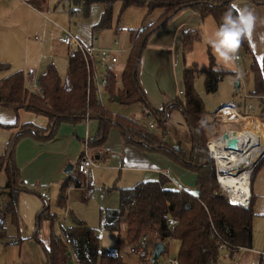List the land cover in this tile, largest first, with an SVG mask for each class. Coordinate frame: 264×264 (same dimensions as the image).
Returning a JSON list of instances; mask_svg holds the SVG:
<instances>
[{"label": "trees", "instance_id": "1", "mask_svg": "<svg viewBox=\"0 0 264 264\" xmlns=\"http://www.w3.org/2000/svg\"><path fill=\"white\" fill-rule=\"evenodd\" d=\"M233 1L60 0L58 2L64 8L78 6L84 16L89 15L94 3H102L104 12L93 26V32L112 28L117 3H120L121 13L129 7H144L147 15L158 12L154 23L145 26L143 30L130 29L132 47L128 58L120 75L115 67L108 71L104 93L108 94L110 100L118 97V103L123 106L136 103L145 105L150 111V116L157 120V123L152 122L154 124L152 128L158 124L159 128L166 130V123L171 112L175 109L180 110L189 127L192 145L189 152L182 149L180 143L168 146L162 142L161 135L137 118L108 109L102 103L95 83L89 82L86 62L79 51L71 52L70 50L64 81L53 65H50L39 76L37 81L43 88L44 98L26 87V74L23 71L10 72L0 80V105L15 111L24 108L45 115L49 118V125L42 128L32 123L21 124L19 131L12 135L4 152L0 155V172L4 171L7 175L6 183L1 188L4 189L6 199L0 205V239L6 233L8 220L18 225V201L21 192L37 193L24 185L21 169L15 159V148L18 141L23 137H31L39 141L52 140L56 137L62 123L76 125L85 121L88 115L89 118L98 120L94 142L89 141L90 148L102 145L107 140L110 131L116 128L120 131L124 143L132 144L146 152L165 154L197 175L195 193L182 185L185 190H180L178 187L180 184L177 182L175 186H169L172 180L168 175L162 174L158 180H143L131 187L117 188L120 194V206L102 210L101 225L113 231L118 240L124 228L127 244L133 252H137L141 247L143 237L147 238V245L144 247L146 264H151L155 243L165 244V252L162 254L165 255L170 239L179 241L177 257L180 264H219L225 255L235 261L241 251L253 247L254 196H251L248 206L232 204L228 201V195L220 192L214 161L209 156L207 144L205 145L208 139L206 124L208 111L195 88V79L201 70L196 64L193 67H186L183 71V98L167 102L162 109L150 104L140 81L143 53L149 37L154 32L186 8L195 10L202 18L213 16L218 23H223V16L226 12H231L233 17L238 14ZM252 1L258 4L264 3V0ZM48 2L49 0H28L30 5L41 11L47 8ZM193 34L195 32L187 33L183 40L184 53L193 46L195 40L191 38ZM241 45L253 56L248 38H242ZM210 59V67L204 71V85L209 93L218 89L219 83L226 75L231 74L237 77L235 72L215 71L216 63L212 54H210ZM9 68L10 63L0 62V71H8ZM251 68L255 81V93L251 94H263L262 70L264 69H261L262 67L255 58ZM214 122L215 119H212L211 124ZM0 125L9 128L19 126L18 120L12 124L0 123ZM220 134L221 132L216 135ZM263 162L264 155L252 171L251 187ZM73 171L60 187L57 198V206L60 208L66 207L69 189L82 186L81 176L76 170ZM57 218V214L52 212L50 206L46 204L36 216L38 230L43 221H47L50 225L46 244L36 238L38 230L34 235L43 247L45 264H74L73 256H76L79 264H124L120 253H113L100 244V238L93 227L79 220L76 225L61 228L56 232L54 225ZM169 219H174L176 223L170 225ZM20 240L21 238L18 242ZM225 242L228 246L224 249L220 248V245ZM159 259L153 264L159 262Z\"/></svg>", "mask_w": 264, "mask_h": 264}, {"label": "crops", "instance_id": "2", "mask_svg": "<svg viewBox=\"0 0 264 264\" xmlns=\"http://www.w3.org/2000/svg\"><path fill=\"white\" fill-rule=\"evenodd\" d=\"M59 1L60 0H49L47 8L41 11L30 5L28 0H0V62L10 63L8 71H0V80L10 72L17 70L23 71L25 74L29 71L37 70L38 75L39 69L41 70L43 67L44 55L38 57L34 54L29 57L26 55V52L19 51V41L16 31H19L21 25L28 28H38L40 25L44 27V23L46 24L48 21L55 22L51 17L54 13V11L51 13V8L54 6L55 10L57 5H59ZM233 5L237 10L244 8L251 10L256 17L253 31L248 39L253 50V58H255L260 66L263 67L262 69H264V3H254L252 0H234ZM96 6H100L101 9L97 18L93 15L92 20H90L89 25H91V28L100 20L104 12L102 3H94L91 6L89 15L91 14L92 8L94 9ZM46 11H49L48 18L45 17ZM78 13H81V11ZM55 18L57 19L56 16ZM204 22L205 18H202L198 12L186 8L149 37L150 47L143 53L140 81L148 96L150 104L152 106L155 104V108L162 109L163 105L167 102L176 98H183V71L187 67L186 60L184 59L183 40L189 32H195V34L198 35V29ZM55 23L60 25L57 22ZM60 26L62 35V27L66 26ZM68 27L71 28L70 25ZM144 27L145 26L141 29L143 30ZM73 32L87 45L91 44L93 39H96V45L111 46L114 40L117 39L113 38L108 42L98 43V39L94 37V32L92 31V34L90 33L89 26L87 29L77 27L76 31ZM35 39L40 41L42 45L44 44L38 36H35ZM128 39L129 44H125L118 39L124 49H126L121 56L125 57L124 64L130 53V49H128L131 47L130 31ZM68 48L70 47L68 46ZM117 69V66H115L116 71ZM104 95L108 100L107 108L115 113H121L113 109L114 107L122 108L123 106L118 103V97H115L114 100H110L108 94L103 93L102 103L104 105ZM144 107L145 105H142L141 112L146 116H150L149 113L143 111ZM17 120L19 125L17 127L9 128L0 125V149H5L12 135L19 131L20 125L23 123H32L42 128L49 125V118L45 115L37 114L24 108L15 111L0 105L1 124H12ZM97 128L98 120L95 121L89 118L76 125L62 123L59 126L56 137L49 141H39L31 137H23L18 141L15 148V159L17 165L21 169L24 185L37 193L21 192L19 195L18 225L8 220L12 225L17 227V232H9V241H7V244L13 243L21 245L22 241L25 240L23 235H27L34 231L37 213L45 204L51 208L49 196L55 190L57 191L58 188L60 191L62 183L69 175L65 172L67 165L73 163L76 166L79 158L85 154L86 151V153L95 160H99L100 164L102 162L100 166L95 168V171L96 169L102 168L104 166L103 161L110 158V166L112 168H118L119 171H121L119 167L129 169V172L126 173L125 180L133 181L134 185L139 181L147 180L146 175L148 173L154 175L159 172L161 175H168L174 184L180 181L186 185L193 186L196 190V173L184 168L165 154L146 152L132 144L124 143L120 131L116 128L110 131L107 140L102 145H96L90 148L89 141H93ZM92 148H96V150L92 151ZM73 170H76V167H74ZM84 185L85 183L83 186L75 188L94 189L96 186L87 188ZM72 188L69 189V192L72 191ZM117 188L124 187L114 186V189L118 191ZM250 190L255 199L253 208L255 217L264 215V162L253 179ZM191 192L195 193V191ZM67 212L68 209L65 207L66 215ZM57 216L59 218L58 221L62 220L61 215L57 214ZM37 230L38 227L36 223L35 234ZM18 235H20V237ZM19 238H21L20 242H18ZM252 248L241 251L235 261L228 258V255H225L219 264H263V254H260L258 249ZM260 256L261 258L259 261ZM33 258L32 260H28V256L22 253L19 258V264H45V255H43L42 259L38 257ZM227 259H229L230 262H227Z\"/></svg>", "mask_w": 264, "mask_h": 264}, {"label": "rangeland", "instance_id": "3", "mask_svg": "<svg viewBox=\"0 0 264 264\" xmlns=\"http://www.w3.org/2000/svg\"><path fill=\"white\" fill-rule=\"evenodd\" d=\"M68 9L69 7L63 8L62 5H58L54 10V6H52L51 13H53L54 11V13L51 15L52 20L62 26H66L67 28L70 25L73 31H76L77 27L87 29L89 26V31L92 34L93 29L91 28V25H89L90 20H92L93 15H95V18H97L101 9L100 6H96V8L94 9L92 8L91 14L88 16H84L82 12L76 15H72L71 17L67 16L66 10ZM55 16L57 17V19L55 18ZM157 16V11L153 14L147 15V10L144 7H129L121 13L120 3H117L114 9L112 28L94 32V37L98 39V43L108 42L113 38H117L120 41H123L125 44H129L128 34L130 29L138 30L143 26L154 23V20L157 18ZM55 22L48 21L46 22V24L44 23V27H41L40 25L38 28H28L21 25L19 31H16L19 41V51L26 52V55L29 57L34 54H36L38 57L44 55L43 67L41 68V70L39 69L37 79L50 65H53L57 69L63 81L66 79L70 48H68L67 45L61 43L58 40V37H60L59 35H61V26L57 25ZM221 24L222 23H218L213 16H208L207 18H205L204 24L198 29L199 34L191 35L192 40L195 39L192 48L186 51L184 54V59L186 60L187 67H193V65L196 64L197 67L201 70V72L195 79V88L202 97L205 108L208 111L206 117L208 139L206 140L205 145L213 140L218 139L223 133L227 131H237L242 130L243 128L248 126H254L252 124L255 117L259 118L258 120L260 122L264 121V93L255 95L257 97H245V94L254 95L251 93H255V81L251 68L254 61L253 56L248 53L240 44V47L236 53V55L240 57L239 61L231 60L225 63L219 60V58L214 54V50L211 45L207 43L209 39L214 38V33L216 30H218ZM35 36H38V38H40V40L44 42V44L42 45L40 41H37L35 39ZM149 44L150 43L148 41L144 53L146 49L150 47ZM210 54H212L215 60L216 68H219L220 70L235 72L237 74V77L231 74L226 75L219 83L218 89L214 92L209 93L206 91L204 85V71L209 69L210 67ZM124 60L125 57H119V61L116 64L118 68L117 72L119 75L121 73ZM262 73L264 76L263 70ZM236 82H239V85H237ZM25 84L30 91L33 90V86L30 85L27 81L25 82ZM107 101L108 100L106 97V107L108 105ZM225 103H233L238 111H240L242 114H249L251 117H249L245 121L242 119L233 120L232 118L225 116L226 119L222 120L220 116H217L216 111ZM142 105L143 104L140 103L129 105V107L121 105L122 108L114 107L113 109L129 116H133L147 126H149V121L157 123V120L154 117L146 116L141 112ZM153 106L155 107V104ZM212 119H215V122L213 124H211ZM92 120L96 121L97 119L92 118ZM258 123L259 122L257 121V124ZM152 130L161 135L162 142L168 144V146H175L177 143H180L182 148L187 152L191 148L192 141L190 137V131L183 113L178 109H175L171 112L170 118L166 123V130L159 128L158 124L156 127L152 128ZM220 132L221 134L217 136L216 134H219ZM93 150H96V148H92V151ZM3 152L4 150L0 149V155ZM213 161L216 171L217 159L213 158ZM103 165L104 166L102 168L96 169L95 171L96 186L94 189L73 187L72 191L69 192L68 204L66 206V208L68 209L67 215L65 213V208L56 206L59 188L57 189V191L55 190L51 193V195L49 196L51 211L57 213L58 215H61L62 217V220L58 221L59 218L56 219L54 230L58 232L61 228L76 225L77 221L79 220L84 221L88 226L93 227L96 230L100 238V244L102 246L107 247L113 253L121 254L124 264H146L147 261H144V259L146 258L140 255V247L138 248L137 252H133L130 249V246L126 241L124 228H122L121 235L118 240V237L113 231L107 230L101 225L102 210L105 208H118L120 206V194L119 191L114 189V186L125 188L127 186L134 185L133 181L125 180V176L127 175L126 173L129 172V169L125 167H119L121 168V171H119L118 168H112L110 166V158L106 161H103ZM252 166L253 164L248 166L246 169H254L256 165H254L253 167ZM246 169L242 168L240 170ZM160 177L161 174L159 172L155 173L154 175H150L149 173L146 175L147 180H158L160 179ZM81 182L83 186V184L85 183V179L82 176ZM5 183L6 173L4 171H1L0 205L6 199L4 189H1L5 185ZM178 183L184 187L186 186L187 188H189L188 190L191 189L190 191H195L193 186L186 185L185 183H182L180 181H178ZM168 185L172 187L175 186L173 181ZM219 188L220 192H223V194L228 193V189H226L222 185V183L219 184ZM11 222H7V231L4 234L2 233L3 236L0 239V264H19V258L22 253L28 256V260L34 259L33 257L42 259L44 255L43 247L36 238L40 239L45 244L48 242V236L50 233L49 223L47 221H43L40 224L36 238L34 236V231L36 229L35 223L33 232L27 235L21 234L24 236L25 240H23L21 245H19L13 243L7 244V241H9V232H17V227L15 225H12ZM154 239L156 238L154 237ZM253 248L258 249L259 253H262L264 256V215H260L254 218ZM178 252L179 241L176 239H170L167 244V251L165 255H162L160 257L159 261L162 262V264H165V261L168 257H176L178 256ZM260 258L261 256L259 257V261ZM227 262H230L229 259H227Z\"/></svg>", "mask_w": 264, "mask_h": 264}, {"label": "built area", "instance_id": "4", "mask_svg": "<svg viewBox=\"0 0 264 264\" xmlns=\"http://www.w3.org/2000/svg\"><path fill=\"white\" fill-rule=\"evenodd\" d=\"M49 11H46L45 13V17L48 18V13ZM78 12H80V8L78 6H74L68 10H66V14L68 16H72V15H76ZM59 40L68 45L70 47L71 52L74 51H79L82 53V55L84 56L85 62H86V67H87V71L89 74V82L93 81L97 87V90L101 96V101H102V96L104 93V89L107 85V74L108 71L113 69L115 67V65L118 63L119 61V57H121L123 55V53L126 51V49H124V47L121 45V42L116 39L113 43V45L111 46H99L96 45V39H93V41L91 42V44L87 45L85 44L83 41H81L78 36L72 31L71 28H67V27H62V35L59 37ZM132 47V46H131ZM128 48V49H131ZM236 59L234 61H239L240 57L238 55H236ZM26 80L27 82L33 86V92L38 94L40 97L44 98V91L43 88L38 84L37 81V70L34 71H29L26 73ZM246 98H251V97H257L255 95H250V94H245ZM225 106L227 107H231L233 112L231 113H227L225 111ZM145 113H149L150 111L144 107L143 108ZM217 112V116H220L222 118V120H225L226 117L228 116L230 118H232L233 120H245L248 119L249 117H251L249 114H242L240 111H238L236 109V107L234 106L233 103L229 104V103H225L222 106H220L218 108ZM89 117L87 115L86 120H88ZM259 118L255 117L253 120V127L257 128V126H259V128H261L262 130H264V121L260 122L258 120ZM257 121L259 122L257 124ZM250 122V121H249ZM154 124L152 122L149 123V127H153ZM263 126V128H262ZM251 127V126H250ZM246 128V127H245ZM243 128L242 130H237V131H244ZM233 131L235 130H231V131H227L229 133V135L231 137H233ZM236 131V132H237ZM218 140L222 141V143L224 144V146L227 148V144L224 138H223V134L218 138ZM208 147V152H209V156L213 159L216 158L213 156L212 150L210 149L209 143L207 144ZM255 148H257L256 145H254ZM230 150V149H229ZM234 151V150H231ZM264 155V147L259 146L258 147V153L255 157L251 158V162L249 163H244L242 165V168L246 169L248 166L252 165H256L259 160L263 157ZM217 159V158H216ZM100 161L99 160H95L93 157H91L90 155H88V153L85 152V155L82 156L79 161L76 164V171L77 173L84 177L85 179V187L87 188H91L95 186V168L100 166ZM215 165V164H214ZM219 163L218 161H216V178L217 181L219 182V184H221L220 179H219V173H223L222 171H220V167L218 166ZM252 166V167H253ZM248 170V169H246ZM250 176L252 173V168L250 169ZM180 190H185L184 187H182L181 185L178 186ZM228 195V199L232 204V198L230 196V193L228 191L227 193ZM250 203V199L247 198L244 202L242 203H237L238 205H243V206H248ZM176 221L174 219H169V224L173 225L175 224ZM147 244V238L143 237L142 241H141V247H140V255L141 256H146V250L144 249V247ZM228 246L227 242L222 243L220 245V248H226ZM158 261V260H156ZM73 262L74 264H79L78 259L76 258V256H73ZM165 264H180V260L178 259V257H168L165 261ZM156 264H162L160 261L157 262Z\"/></svg>", "mask_w": 264, "mask_h": 264}, {"label": "bare ground", "instance_id": "5", "mask_svg": "<svg viewBox=\"0 0 264 264\" xmlns=\"http://www.w3.org/2000/svg\"><path fill=\"white\" fill-rule=\"evenodd\" d=\"M227 113L233 112L231 107H226ZM238 139L237 150L226 149L222 141L216 139L209 143L213 156L217 158L220 171L219 179L222 185L228 189L233 203H242L251 197L250 172L251 170H240L244 163L251 162V158L258 153V147H264V130L251 126L244 131H233ZM257 146V148L254 147ZM240 170V171H239Z\"/></svg>", "mask_w": 264, "mask_h": 264}, {"label": "clouds", "instance_id": "6", "mask_svg": "<svg viewBox=\"0 0 264 264\" xmlns=\"http://www.w3.org/2000/svg\"><path fill=\"white\" fill-rule=\"evenodd\" d=\"M256 17L251 10L238 9V14L233 17L231 12L223 16V23L214 33V38L207 41L214 50V54L222 62L235 60L237 50L242 38H250ZM219 71V68L214 69Z\"/></svg>", "mask_w": 264, "mask_h": 264}, {"label": "water", "instance_id": "7", "mask_svg": "<svg viewBox=\"0 0 264 264\" xmlns=\"http://www.w3.org/2000/svg\"><path fill=\"white\" fill-rule=\"evenodd\" d=\"M237 85H239V82H236ZM236 132V131H235ZM223 138L226 141L227 148L230 150H237L238 148V139L233 136L231 137L228 132L223 133ZM74 168L73 163H69L65 169V172L67 174H70ZM165 252V244L163 242H157L154 245L152 256H151V264H153L156 260L160 258V256Z\"/></svg>", "mask_w": 264, "mask_h": 264}]
</instances>
